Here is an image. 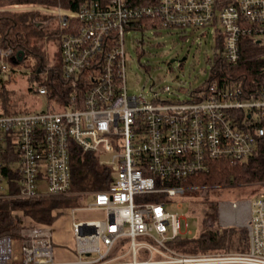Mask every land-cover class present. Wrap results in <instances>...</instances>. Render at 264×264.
<instances>
[{
  "label": "built area",
  "instance_id": "2783aa9c",
  "mask_svg": "<svg viewBox=\"0 0 264 264\" xmlns=\"http://www.w3.org/2000/svg\"><path fill=\"white\" fill-rule=\"evenodd\" d=\"M77 5L39 7L60 17L63 75L74 85L85 84L82 104L63 107L40 83L37 92L47 97L46 109L0 113V198L70 193L75 143L83 152H99L102 164L112 169L109 185L84 192L93 197L78 207L103 211L104 217L73 220L76 254L65 261L56 259L52 224L21 218L19 237L0 235V264H264V189L241 208L248 213L246 250L190 253L172 245L185 237L182 217L172 210L180 203L173 197H185L193 188L178 181L208 171L214 160L239 163L257 152L264 136V83L250 88L209 77L185 100L165 99L159 92L149 99L144 92H129L125 46L132 30L141 32L143 43L147 31L212 27L216 44H223V60L235 65L245 39L264 46V0H79ZM18 56L13 46H0L1 69ZM171 91L170 85L163 88ZM7 150L16 156L10 167L17 174L16 192L9 191ZM153 194L166 198L154 201Z\"/></svg>",
  "mask_w": 264,
  "mask_h": 264
},
{
  "label": "trees",
  "instance_id": "16d2710c",
  "mask_svg": "<svg viewBox=\"0 0 264 264\" xmlns=\"http://www.w3.org/2000/svg\"><path fill=\"white\" fill-rule=\"evenodd\" d=\"M79 0H0V5H45L61 6L63 8L76 9ZM149 0H139L140 3H148ZM47 19L35 10L0 11V46H13L16 54H24L22 60L11 65L26 61L29 56L37 59V65L32 77L40 79L52 92V99L63 107L80 106L84 97L85 84H76L67 80L63 75V62L61 51L59 61L49 63L45 52L44 41L47 35H54L60 31H48ZM50 32V33H49ZM243 56L239 63L232 64L223 60L222 42L216 44L215 56L212 62L210 80L217 78L220 83L223 80H237L245 87L258 88L264 83V46L253 39H245ZM19 58V57H18ZM183 63L181 62V65ZM1 70V66H0ZM82 87V88H81ZM78 101V102H77ZM1 114L27 112L21 109L7 95V91L0 90ZM71 168H72V191L79 192L74 196H40L36 198H0V235L10 234L20 236L21 218L16 213L23 211L26 215L34 218L37 222L54 223L57 215H53L54 208L63 207L70 203H82L88 196H82L84 192L105 189L112 179V169L101 162L99 152H83L75 143H71ZM16 156L11 151L5 154L6 173L11 182L10 192H16L17 174L10 168ZM184 185L198 184L208 187V196H203V203L208 204L210 209L202 220L203 229L200 236L181 237L172 243L178 250L190 253H202L213 251L231 250V245L236 239L239 250L248 247V231L243 226H228L221 228L219 221V200L211 198V190L223 187L225 184H257L264 185V136L261 138L257 152L244 161L234 163L229 159H217L212 161L208 171L191 175L185 180L178 181ZM264 189V186H263ZM261 189V190H263ZM260 190V191H261ZM202 189L188 190L189 192H201ZM260 191H255L258 195ZM187 195V194H186ZM190 197V196H189ZM154 201L164 200V194L150 196ZM210 199V200H208ZM83 200V201H82ZM196 209H193L195 212ZM211 218V219H210ZM210 219L211 221L207 222Z\"/></svg>",
  "mask_w": 264,
  "mask_h": 264
},
{
  "label": "rangeland",
  "instance_id": "374dc122",
  "mask_svg": "<svg viewBox=\"0 0 264 264\" xmlns=\"http://www.w3.org/2000/svg\"><path fill=\"white\" fill-rule=\"evenodd\" d=\"M32 6V7H31ZM56 8L55 6L45 5H23L13 6L9 4L0 5V11H20L35 10L41 12L47 19L48 31H60V17L54 15L51 11H45L43 8ZM50 33V32H49ZM142 34L139 31L132 30L127 33V86L132 94L144 92L149 99L153 97L154 92H159L162 98L185 100L189 98L188 91L197 89L206 85L210 77L212 62L215 56L216 37L212 27L201 29H187L186 33L179 29L147 31L144 36V42L140 43ZM61 36L59 33L47 35L44 46L49 63L55 64L59 61V51L61 48ZM139 47V48H138ZM183 58H185L183 60ZM183 60V61H182ZM181 62L183 63L181 65ZM37 59L29 56L26 61L20 64L8 66L7 70H0V90L7 91V95L13 99L17 107L29 111H40L48 107V99L45 95L37 92V87L41 83L37 77H32V73L37 65ZM165 85H170V93L163 92ZM1 107L0 104V109ZM193 188L202 191L186 192V196L173 197L180 207L172 209L178 211L182 217L184 236L197 237L203 229L202 220L210 209L209 203H203V196H208V187L204 185L192 184ZM263 183L257 184H225L223 187H216L211 190V198H217L219 201V221L223 227L231 226L226 217L240 216L245 220L248 213L242 212L244 205L255 197V191L263 189ZM79 192L71 191L63 196H74ZM82 196H88L82 203H70L63 207H57L53 210L56 218L51 223L54 228L55 255L59 261L72 260L74 258V248L76 247V238L72 229L73 220H90L103 218L104 212L100 210H88L78 208L86 200H91L92 195L81 193ZM190 196V197H189ZM164 198L166 196L164 195ZM210 200V199H208ZM238 202V207H233V202ZM76 208V213L72 214V209ZM193 209H196L193 212ZM20 218L26 221H36L34 218L26 215L23 211L15 212ZM236 218V217H235ZM211 219V218H210ZM207 220L208 224L211 221ZM235 224V223H233ZM241 227V226H240ZM246 227L247 226H243ZM234 239L231 245L232 250H239V245Z\"/></svg>",
  "mask_w": 264,
  "mask_h": 264
},
{
  "label": "crops",
  "instance_id": "0c3cea01",
  "mask_svg": "<svg viewBox=\"0 0 264 264\" xmlns=\"http://www.w3.org/2000/svg\"><path fill=\"white\" fill-rule=\"evenodd\" d=\"M235 217H231V216L226 217L228 223H230L231 226H243L245 224L246 219L244 220L242 218H239L240 216H235ZM233 223H235V224H233ZM75 254H76V250H74V257H75Z\"/></svg>",
  "mask_w": 264,
  "mask_h": 264
},
{
  "label": "water",
  "instance_id": "95a60500",
  "mask_svg": "<svg viewBox=\"0 0 264 264\" xmlns=\"http://www.w3.org/2000/svg\"><path fill=\"white\" fill-rule=\"evenodd\" d=\"M18 57H19V60H22V59H23V57H24V54L22 53V54H21V55H19ZM184 59H185V58H183V60H184ZM183 60H182V61H183Z\"/></svg>",
  "mask_w": 264,
  "mask_h": 264
}]
</instances>
